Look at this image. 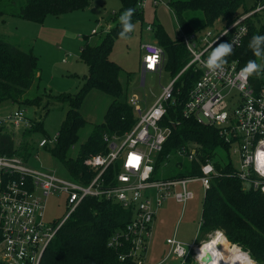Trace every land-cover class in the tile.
Returning a JSON list of instances; mask_svg holds the SVG:
<instances>
[{
  "label": "built area",
  "instance_id": "2783aa9c",
  "mask_svg": "<svg viewBox=\"0 0 264 264\" xmlns=\"http://www.w3.org/2000/svg\"><path fill=\"white\" fill-rule=\"evenodd\" d=\"M148 4L154 8L168 5L162 0H137L135 9L143 12ZM247 30L242 19L225 28L211 27L188 36L181 34L190 61L161 87L160 95L145 111L141 112L136 99L128 101L136 123L122 135L103 134L104 153L84 160L86 173L81 174L80 179L34 170L21 157L0 153V263L40 264L60 226L84 200L92 198L109 201L130 212L127 224L113 232L107 243L110 249L119 251L118 260L150 264L146 256L148 243L155 215L163 203L173 200L184 206L194 200L192 184L199 185L203 198L211 180L220 175L213 162L205 160L199 166V176L157 179L156 160L170 134V129L163 127L162 122L167 106L178 103L175 83L190 67L198 77L181 104V115L215 127L225 143L230 144L238 165L236 176L264 193V87L257 89L250 83V77L245 79L238 61L231 55L216 73L205 67L212 47L231 43L234 52L242 46ZM95 34L92 30V35ZM140 50L142 80L149 73L157 74L160 79L164 72L163 49L154 41H148L140 45ZM27 114V109L0 114V133L13 134L17 129L31 128L32 121ZM57 137L58 133L53 138H41L38 148L53 147ZM193 150L182 146L173 154L168 153L163 167H167L173 155L178 161H194L196 152ZM58 196L63 197L65 214L58 222H47L44 202ZM195 240L197 242V238ZM195 240L184 245L175 235L167 239L169 254L157 264H162L170 254L181 264H185L189 256L193 257V253L196 260L201 247L196 248Z\"/></svg>",
  "mask_w": 264,
  "mask_h": 264
},
{
  "label": "trees",
  "instance_id": "16d2710c",
  "mask_svg": "<svg viewBox=\"0 0 264 264\" xmlns=\"http://www.w3.org/2000/svg\"><path fill=\"white\" fill-rule=\"evenodd\" d=\"M136 1L120 0L122 9H135ZM89 3L90 0H0V22L3 23L6 18L12 17L38 23L47 15L83 10ZM257 5L264 10V0H254L251 7H246L244 0H169V7L174 13L178 27V38L170 41L159 26L153 32V39L163 49L166 58L163 71L173 78L190 61L181 34L192 35L195 31L213 27L218 21L222 23L221 27L225 28L243 14L253 11ZM137 12L140 14H137L135 19H141L143 12L136 10L135 13ZM246 20L244 23L248 30L242 38V46L231 54L242 69L249 60L257 62L259 59L248 47L249 41L254 35H264V24H260L257 19H249L247 23ZM121 30V27H115L113 32L105 34L97 45L86 44L81 50L80 60L88 66L86 85L103 91L113 100L104 115L103 124L95 125L87 142L79 149L76 159H66L65 153L77 140L79 127L84 125L79 114L80 99L84 90L71 96L38 94L40 78L37 76L36 57L30 50L26 52L19 46L6 42L0 34V107L9 103L14 105L15 109H40V117H37L38 120L31 119L33 126L23 134L19 148L16 147L11 133H0L1 154L16 155L25 159V154H29L32 149L31 140L28 141L30 134L41 129L42 118L48 113V100H56L68 108L57 132V142L49 152L63 163L72 179H80L81 174L86 173L83 166L85 159L104 153L106 143L102 139L103 134L119 136L134 126L136 122L132 107L127 102L118 100L122 95L118 75L121 68L108 58L112 37ZM197 77L198 73L190 67L174 85L178 103L167 106L162 126L168 127L170 134L156 160L155 169L157 172L166 170L163 167L165 157L182 146L194 148L195 159L192 162L175 160L174 165H178L182 170L169 173L170 177L199 176L200 164L205 160L212 161L220 175L211 180L210 189L202 198L197 243L204 241L207 235L220 231L226 241L239 246L256 264H264V193L248 183L241 182L236 176L237 167L229 158L230 144L225 143L215 127L204 126L181 115V104L187 99ZM249 77L255 88L264 87V74ZM31 88H34V96L28 94ZM36 115L38 114L34 116ZM220 151L226 154L225 162L221 160ZM129 216L128 210L109 201L92 198L84 200L60 226L56 236L45 249L40 264H132L129 260L120 262L119 251L107 246L113 232L121 230L129 221ZM185 262L195 264L191 256Z\"/></svg>",
  "mask_w": 264,
  "mask_h": 264
},
{
  "label": "rangeland",
  "instance_id": "374dc122",
  "mask_svg": "<svg viewBox=\"0 0 264 264\" xmlns=\"http://www.w3.org/2000/svg\"><path fill=\"white\" fill-rule=\"evenodd\" d=\"M162 1L168 3L167 7L163 4L154 8L148 4L141 15V19H135L136 15L140 14L135 13L132 16V23L135 25L134 31L129 34L127 39L120 38L119 33L121 31L116 36L114 35L111 41V51L108 55L109 60L121 68L118 75L122 95L118 100L128 103L130 99H136L141 112L150 107L160 95L161 87H164L171 79V76L166 72H162L160 79L157 74L149 73L145 74L141 84L142 53L140 45L148 41L156 42L153 39V32L157 26L163 29L170 41H175L178 38V27L174 13L169 7V0ZM244 4L246 7H251L254 0H244ZM123 12L120 0H90L89 5L83 10H74L61 15H47L42 22L31 23L10 17L5 24L0 23V34L6 42L14 45L17 42L21 49L26 52L30 50L32 55L36 57L40 77L38 94L71 96L84 90L79 105V114L84 125L77 130V140L66 150V159H76L79 156V149L87 142V138L95 125L103 124L104 115L113 100L103 91L86 85L88 66L80 60L81 50L86 44L97 45L105 34L110 33V31L113 32L115 27H121L119 17ZM242 19L244 21L247 19L246 23L249 19L251 21L257 19L260 24H264V10L258 8L257 5L253 11L243 14L237 20ZM212 26L222 28V23L218 21ZM149 28H151L150 31ZM92 30H95V35H92ZM164 63H166L165 55ZM257 63L264 64V60L259 58ZM33 89L31 88L28 92L29 96L35 95ZM48 101L50 102L48 113L42 118L41 123L43 130L33 131L30 134L28 141L31 140L32 149L29 154H25L24 161L28 167L34 170L54 172L56 175L67 179L69 173L63 163L51 156L49 152L53 147L38 148L41 138H53L59 131L61 122L68 111L65 104L56 100ZM24 109L28 110L27 115L30 119L36 118L38 120L37 117H40V109L27 107ZM2 111L5 112H0V114H6L5 109ZM35 114L38 115L34 116ZM31 128H20L13 132L12 136L17 148L20 147L23 134ZM219 155L222 162H225L226 154L220 151ZM229 158L237 167V161L232 156V151H230ZM177 159L178 157L173 155V159L167 167H164L166 170L157 172V179H166L171 176L169 173L181 171L182 168L174 165V161ZM190 188L194 192V200L189 201L184 206L176 204L173 200H168L163 203L155 215L153 234L149 240L146 253L148 263L157 264L169 254V247L165 242L174 235L184 245L193 243L198 238L203 205L202 191L198 184H192ZM44 203V219L47 222H58L62 219L65 214L63 197H49ZM216 233L217 231L207 235L206 239L199 243L195 240L196 248L202 247L201 245L211 240ZM227 242L223 244L225 256L232 247L241 250L239 246ZM192 259L195 264H199L194 259V253ZM162 264L181 263L170 254Z\"/></svg>",
  "mask_w": 264,
  "mask_h": 264
},
{
  "label": "clouds",
  "instance_id": "9594fccd",
  "mask_svg": "<svg viewBox=\"0 0 264 264\" xmlns=\"http://www.w3.org/2000/svg\"><path fill=\"white\" fill-rule=\"evenodd\" d=\"M136 9L128 8L119 17L121 24V32L119 36L121 39H127L129 34L135 29L132 23V16L135 14ZM248 47L253 52V55L261 60H264V35H254L249 41ZM233 53V46L231 43H219L217 46L212 47V51L205 62V67L212 73L221 70L227 63L226 58ZM241 74L246 79L249 76L255 75L256 77L264 74V64H259L256 60H249L245 67L241 70ZM247 264H256L250 257H246Z\"/></svg>",
  "mask_w": 264,
  "mask_h": 264
},
{
  "label": "bare ground",
  "instance_id": "6f19581e",
  "mask_svg": "<svg viewBox=\"0 0 264 264\" xmlns=\"http://www.w3.org/2000/svg\"><path fill=\"white\" fill-rule=\"evenodd\" d=\"M225 242L224 235L217 231L216 235L211 240L206 241L205 244L203 243L198 250L196 261L199 264H247V255L235 247H232L225 256L223 253Z\"/></svg>",
  "mask_w": 264,
  "mask_h": 264
},
{
  "label": "crops",
  "instance_id": "0c3cea01",
  "mask_svg": "<svg viewBox=\"0 0 264 264\" xmlns=\"http://www.w3.org/2000/svg\"><path fill=\"white\" fill-rule=\"evenodd\" d=\"M9 18H6V20L2 23V22H0V23H2V24H5L6 23V21L8 20ZM16 45H20V44H18L17 42L15 43ZM65 62V61H64ZM37 76H39V75H37ZM40 78V77H39ZM2 109H5L6 110V114H8V112H11L12 110H15V106L14 105H12V104H4L2 107H0V112H2V113H4L5 111H2ZM1 115H3V114H1ZM152 230H153V228H152ZM153 234V233H152ZM172 238V237H171ZM166 243V242H165ZM149 244V243H148ZM159 263V262H158Z\"/></svg>",
  "mask_w": 264,
  "mask_h": 264
},
{
  "label": "water",
  "instance_id": "95a60500",
  "mask_svg": "<svg viewBox=\"0 0 264 264\" xmlns=\"http://www.w3.org/2000/svg\"><path fill=\"white\" fill-rule=\"evenodd\" d=\"M143 83V80L141 79V84Z\"/></svg>",
  "mask_w": 264,
  "mask_h": 264
},
{
  "label": "snow or ice",
  "instance_id": "6c2138e0",
  "mask_svg": "<svg viewBox=\"0 0 264 264\" xmlns=\"http://www.w3.org/2000/svg\"><path fill=\"white\" fill-rule=\"evenodd\" d=\"M153 60H155V58H152ZM151 66V65H150ZM138 159V158H137Z\"/></svg>",
  "mask_w": 264,
  "mask_h": 264
}]
</instances>
